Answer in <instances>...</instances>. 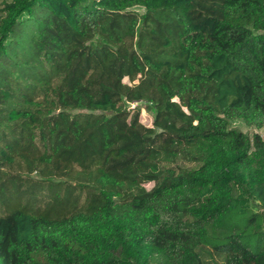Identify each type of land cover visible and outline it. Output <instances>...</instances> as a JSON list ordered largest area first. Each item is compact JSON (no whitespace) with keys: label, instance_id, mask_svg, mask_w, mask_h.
<instances>
[{"label":"trees","instance_id":"trees-1","mask_svg":"<svg viewBox=\"0 0 264 264\" xmlns=\"http://www.w3.org/2000/svg\"><path fill=\"white\" fill-rule=\"evenodd\" d=\"M235 120L264 127V0H0V264H264Z\"/></svg>","mask_w":264,"mask_h":264},{"label":"rangeland","instance_id":"rangeland-1","mask_svg":"<svg viewBox=\"0 0 264 264\" xmlns=\"http://www.w3.org/2000/svg\"><path fill=\"white\" fill-rule=\"evenodd\" d=\"M144 107V112L141 115V121L146 125H152V117L154 115V112L151 110V108L148 105H141ZM230 128L239 130L245 134H247L249 137L253 138L255 134H259L264 138V127L258 129L253 126H247L242 120H235L230 123ZM213 259L215 262L217 261L219 263V258L214 256Z\"/></svg>","mask_w":264,"mask_h":264}]
</instances>
